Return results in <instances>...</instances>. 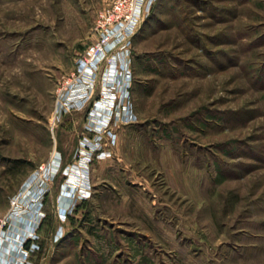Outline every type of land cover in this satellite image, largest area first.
I'll use <instances>...</instances> for the list:
<instances>
[{"label":"rangeland","instance_id":"374dc122","mask_svg":"<svg viewBox=\"0 0 264 264\" xmlns=\"http://www.w3.org/2000/svg\"><path fill=\"white\" fill-rule=\"evenodd\" d=\"M111 1L0 0V264H264V0H159L131 119L108 62L64 111Z\"/></svg>","mask_w":264,"mask_h":264},{"label":"built area","instance_id":"2783aa9c","mask_svg":"<svg viewBox=\"0 0 264 264\" xmlns=\"http://www.w3.org/2000/svg\"><path fill=\"white\" fill-rule=\"evenodd\" d=\"M158 1L112 0L100 11L95 26L97 40L86 47L78 59L77 73L74 74L77 86L63 102L64 111L84 108L90 104L96 84L101 80L103 68L108 62L109 66L103 72L104 80H108V94L102 98H105L112 116L118 110L121 111V114H117L119 119H131L132 108L124 103L123 106L120 104L121 93H116L117 85L124 76L129 79L132 77L129 47L144 21L153 13ZM73 82L68 81V85L71 86ZM129 88H124V92H128ZM102 150L100 145L94 147L93 155L95 152L96 155L104 153Z\"/></svg>","mask_w":264,"mask_h":264},{"label":"crops","instance_id":"0c3cea01","mask_svg":"<svg viewBox=\"0 0 264 264\" xmlns=\"http://www.w3.org/2000/svg\"><path fill=\"white\" fill-rule=\"evenodd\" d=\"M86 201V200H85Z\"/></svg>","mask_w":264,"mask_h":264},{"label":"trees","instance_id":"16d2710c","mask_svg":"<svg viewBox=\"0 0 264 264\" xmlns=\"http://www.w3.org/2000/svg\"><path fill=\"white\" fill-rule=\"evenodd\" d=\"M85 50V49H84Z\"/></svg>","mask_w":264,"mask_h":264}]
</instances>
